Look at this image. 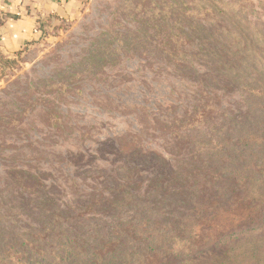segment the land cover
<instances>
[{"label": "rangeland", "instance_id": "obj_1", "mask_svg": "<svg viewBox=\"0 0 264 264\" xmlns=\"http://www.w3.org/2000/svg\"><path fill=\"white\" fill-rule=\"evenodd\" d=\"M215 1L231 4L230 11L264 35V0ZM201 2L83 0L77 15L55 22L41 42L2 63L1 228L48 235L52 249L59 248L56 237L78 239V249L93 237L102 238L98 246L116 247L128 237L119 229L128 231L141 219L148 230L168 215L144 209L172 202L169 194L184 185L177 169L184 165L181 174L189 172L202 150L195 140L220 145L237 137L235 122L255 116L254 99L239 83L194 75L192 69L210 73V61L176 59L175 49H204L194 32L199 24L219 23L208 22ZM143 154L165 160L162 179H155L162 163ZM118 205L125 207L114 212ZM53 207L83 219L45 235L54 226Z\"/></svg>", "mask_w": 264, "mask_h": 264}, {"label": "trees", "instance_id": "obj_2", "mask_svg": "<svg viewBox=\"0 0 264 264\" xmlns=\"http://www.w3.org/2000/svg\"><path fill=\"white\" fill-rule=\"evenodd\" d=\"M201 4L208 22L219 23L211 27L199 24L194 32L201 35L204 49L190 54L175 49L176 59L210 61V73L192 69L194 75L201 79L215 75L239 83L254 99L255 116L235 122L237 137H227L220 145L210 146L204 138L195 140L196 148L202 150L189 172L181 174L184 165L177 169V179L184 185L178 184L177 192L169 194L172 202L144 209L148 208L151 216L168 214L148 230L143 229L140 219L128 231L119 229L128 237L116 247L98 246L102 238L93 237L91 243L78 249V239L66 237L63 242L56 237L53 240L59 248L52 249L48 235H18V230L5 231L0 224V264H264V35L241 13L230 11L231 4L215 0H202ZM8 62L0 56V66ZM140 157L161 162V173L157 171L160 175L155 179H162L165 160L154 154ZM154 188V195L160 196L158 192L163 191H158L159 186ZM124 207L118 205L114 212ZM241 211L246 212L243 219L222 225L225 216L237 218ZM68 213L53 207L49 219L54 226L45 235L65 222L72 223L75 219L65 217ZM81 217L75 220L77 226ZM49 219L44 218L43 223ZM114 237L116 240L117 234Z\"/></svg>", "mask_w": 264, "mask_h": 264}, {"label": "crops", "instance_id": "obj_3", "mask_svg": "<svg viewBox=\"0 0 264 264\" xmlns=\"http://www.w3.org/2000/svg\"><path fill=\"white\" fill-rule=\"evenodd\" d=\"M83 0H0V56L18 57L45 38L55 22L73 18ZM1 70V68H0Z\"/></svg>", "mask_w": 264, "mask_h": 264}]
</instances>
